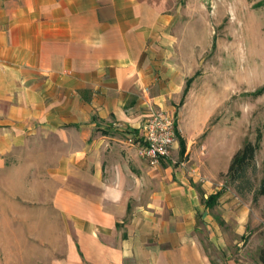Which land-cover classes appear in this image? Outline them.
<instances>
[{
	"label": "crops",
	"instance_id": "obj_1",
	"mask_svg": "<svg viewBox=\"0 0 264 264\" xmlns=\"http://www.w3.org/2000/svg\"><path fill=\"white\" fill-rule=\"evenodd\" d=\"M193 45L189 0H0V264H260Z\"/></svg>",
	"mask_w": 264,
	"mask_h": 264
},
{
	"label": "rangeland",
	"instance_id": "obj_2",
	"mask_svg": "<svg viewBox=\"0 0 264 264\" xmlns=\"http://www.w3.org/2000/svg\"><path fill=\"white\" fill-rule=\"evenodd\" d=\"M189 41L194 43L199 87L210 90L208 99L217 100L211 122H219V134L229 142L218 164L229 166V151L234 149V154L246 139L252 140L257 152L248 176L253 190L260 188L264 183V88L260 90L264 86V0H189ZM253 190L239 195L250 206L244 250L247 258L256 260L264 244V194L255 200Z\"/></svg>",
	"mask_w": 264,
	"mask_h": 264
},
{
	"label": "built area",
	"instance_id": "obj_3",
	"mask_svg": "<svg viewBox=\"0 0 264 264\" xmlns=\"http://www.w3.org/2000/svg\"><path fill=\"white\" fill-rule=\"evenodd\" d=\"M176 141L175 117L161 107H151L146 118L144 133L139 142V152L150 165H159L171 157Z\"/></svg>",
	"mask_w": 264,
	"mask_h": 264
},
{
	"label": "trees",
	"instance_id": "obj_4",
	"mask_svg": "<svg viewBox=\"0 0 264 264\" xmlns=\"http://www.w3.org/2000/svg\"><path fill=\"white\" fill-rule=\"evenodd\" d=\"M263 88L264 86L260 90ZM256 152V143L250 139H246L241 147L233 154L227 171L221 173V176L225 177L226 182L231 184L233 189L240 195H244L245 192L253 190V182L250 176H248V169L249 167H255ZM253 192L256 200L259 194H264V183L260 185V188L254 189ZM217 196V194H212L205 201L212 205ZM258 260L260 264H264V244L259 249Z\"/></svg>",
	"mask_w": 264,
	"mask_h": 264
}]
</instances>
